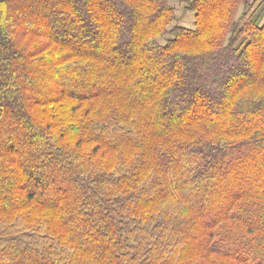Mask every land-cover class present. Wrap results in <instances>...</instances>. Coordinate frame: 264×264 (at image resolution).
I'll return each instance as SVG.
<instances>
[{
  "label": "trees",
  "instance_id": "trees-1",
  "mask_svg": "<svg viewBox=\"0 0 264 264\" xmlns=\"http://www.w3.org/2000/svg\"><path fill=\"white\" fill-rule=\"evenodd\" d=\"M19 1L0 0V264H264L248 0H184L193 29L164 0Z\"/></svg>",
  "mask_w": 264,
  "mask_h": 264
},
{
  "label": "rangeland",
  "instance_id": "rangeland-1",
  "mask_svg": "<svg viewBox=\"0 0 264 264\" xmlns=\"http://www.w3.org/2000/svg\"><path fill=\"white\" fill-rule=\"evenodd\" d=\"M166 1L165 3L167 5H169L170 7L173 8V14H174V19L173 22L170 24L169 27H172V24H177L180 26H184V27H188V28H194L195 27V13L196 11L188 9L185 5V1L184 0H164ZM215 1V0H212ZM211 1V2H212ZM118 3L116 4V7H121L124 5V1L123 0H118ZM16 8L21 11V13L23 14V7H21L20 5V1L16 0ZM64 8H61L60 11H63ZM11 17H14V13H11ZM151 16L149 15L148 18H150ZM251 17V19H257L258 22L257 24L259 26L264 24V0H248L246 3L244 1H241L237 8L234 11V21H240V25L243 24L244 22H246L249 18ZM117 23L122 25L123 27H127L129 26V21L127 20L126 16H120L117 20ZM45 28V27H44ZM94 34H97V32L99 33V29L97 30V27H94ZM125 37L124 40H127L128 36H129V32L128 29H125ZM170 35V34H167ZM167 36H157V40L160 43H163L164 40L166 39ZM90 50H92L94 47H89ZM260 49V51H262L264 49V43H260L259 46L255 47L252 52L250 53L249 57H247L246 59L248 60V63L252 64L255 60H258V49ZM220 64H222V66L226 69H229L231 65H227V63H225V59H221L220 60ZM250 64V65H251ZM238 65H242L243 67H245V65L241 62ZM219 79L224 80V75L220 76ZM199 86V90H198V95L201 96L200 94H202V96L206 97L207 99L209 98H218L220 96V94L222 93L221 90L217 87V84L210 82L207 83L205 87H201ZM197 86V87H198ZM247 161L251 163V165L253 166H258L260 163L264 162V149L260 150L257 154H253V156H251L250 158H247ZM235 169V168H234ZM254 171L248 172V173H241L240 172V176L241 179L240 181H245V180H251V181H255V176H254Z\"/></svg>",
  "mask_w": 264,
  "mask_h": 264
}]
</instances>
